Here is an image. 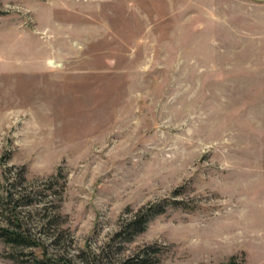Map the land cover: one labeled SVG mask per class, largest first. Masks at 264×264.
<instances>
[{"label":"rangeland","instance_id":"1","mask_svg":"<svg viewBox=\"0 0 264 264\" xmlns=\"http://www.w3.org/2000/svg\"><path fill=\"white\" fill-rule=\"evenodd\" d=\"M16 219L43 247L0 238V264H264V0H0V226Z\"/></svg>","mask_w":264,"mask_h":264},{"label":"trees","instance_id":"2","mask_svg":"<svg viewBox=\"0 0 264 264\" xmlns=\"http://www.w3.org/2000/svg\"><path fill=\"white\" fill-rule=\"evenodd\" d=\"M6 169L3 173L5 174ZM21 177L25 180L24 170L22 168ZM53 178V176H51ZM11 195L7 192L6 198H10ZM167 200L162 199L156 203H151L146 207L140 208L129 219L126 220L119 229L115 232L114 236L119 238L120 241H130L135 235L143 232L149 221L156 215L162 213L165 209V203ZM174 205L176 200L170 202ZM0 238L6 243L12 246L22 247H43L42 243L35 237L31 236L29 231L22 228L17 219L9 226H0ZM43 257H34V264H72L68 258L53 257L46 254L45 250L42 251ZM157 260L150 261L146 249L137 251L131 256L126 257L122 262L118 264H154ZM221 264H239L235 256H231L227 261Z\"/></svg>","mask_w":264,"mask_h":264}]
</instances>
